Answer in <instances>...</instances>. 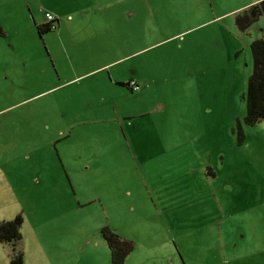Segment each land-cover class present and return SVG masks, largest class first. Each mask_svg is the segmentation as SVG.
<instances>
[{"label": "rangeland", "instance_id": "obj_1", "mask_svg": "<svg viewBox=\"0 0 264 264\" xmlns=\"http://www.w3.org/2000/svg\"><path fill=\"white\" fill-rule=\"evenodd\" d=\"M258 1L0 0V223L23 218L24 264H111L105 228L123 264H264V17L234 24Z\"/></svg>", "mask_w": 264, "mask_h": 264}, {"label": "trees", "instance_id": "obj_2", "mask_svg": "<svg viewBox=\"0 0 264 264\" xmlns=\"http://www.w3.org/2000/svg\"><path fill=\"white\" fill-rule=\"evenodd\" d=\"M259 15L264 17V0H259L250 6L248 10H243L241 13L236 14L234 24L239 31H244ZM54 21L57 20L55 19ZM53 23L46 22L44 18L43 24H35V28L38 33L45 32L50 28H54ZM249 49L252 58V69L248 76L245 90L244 124L246 126H253L264 120V36L252 40L249 43ZM125 84L129 86L128 83ZM237 134L242 140L244 137L243 131L240 129ZM22 224L23 218L21 216H16L11 221L0 223V243L9 245L12 250L9 264H24L23 254L15 247L16 243L22 239L20 230ZM101 233L111 250V264H123L125 258L132 250V245L120 240L109 229L105 228Z\"/></svg>", "mask_w": 264, "mask_h": 264}, {"label": "crops", "instance_id": "obj_3", "mask_svg": "<svg viewBox=\"0 0 264 264\" xmlns=\"http://www.w3.org/2000/svg\"><path fill=\"white\" fill-rule=\"evenodd\" d=\"M58 23V22H57ZM109 64H111V62L110 63H107V64H103V65H101L100 67H95V68H90V70H88L87 71V73H84V74H88V73H90V72H93L94 70H96V69H99V68H101V67H105V66H107V65H109ZM84 74H82V75H84ZM82 75H80V76H82ZM110 85H114L115 84V82L116 81H119L118 79H113L112 77H110ZM133 82L135 85H137L138 86V88L137 89H139V84L136 82V81H133V80H131V79H127V81H126V83H129V82ZM124 85H126L125 84V82H124ZM128 87H130V86H128ZM130 89V88H129ZM137 89H136V91H137ZM94 90H95V92H98V93H102V94H105V93H108L107 91H105V90H103V89H98V86H96L95 88H94ZM100 98H104L102 95L100 96ZM110 99H111V97H109ZM126 117H128V116H126Z\"/></svg>", "mask_w": 264, "mask_h": 264}, {"label": "built area", "instance_id": "obj_4", "mask_svg": "<svg viewBox=\"0 0 264 264\" xmlns=\"http://www.w3.org/2000/svg\"><path fill=\"white\" fill-rule=\"evenodd\" d=\"M44 18L46 22H54L55 18L48 12L44 13ZM53 25V24H52ZM128 85L133 89L136 90L138 88L137 85H135L133 82H129Z\"/></svg>", "mask_w": 264, "mask_h": 264}]
</instances>
